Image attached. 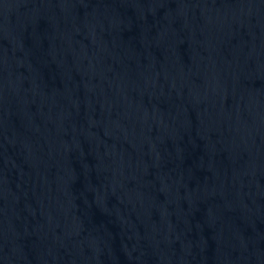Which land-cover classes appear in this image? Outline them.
<instances>
[{
	"label": "water",
	"instance_id": "obj_1",
	"mask_svg": "<svg viewBox=\"0 0 264 264\" xmlns=\"http://www.w3.org/2000/svg\"><path fill=\"white\" fill-rule=\"evenodd\" d=\"M0 264H264V0H0Z\"/></svg>",
	"mask_w": 264,
	"mask_h": 264
}]
</instances>
